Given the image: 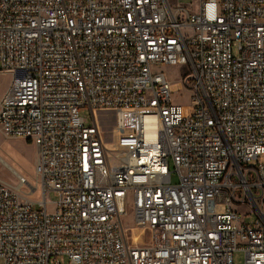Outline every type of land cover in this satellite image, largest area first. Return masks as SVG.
<instances>
[{
	"label": "built area",
	"instance_id": "1",
	"mask_svg": "<svg viewBox=\"0 0 264 264\" xmlns=\"http://www.w3.org/2000/svg\"><path fill=\"white\" fill-rule=\"evenodd\" d=\"M190 1L0 0L4 264H264V0Z\"/></svg>",
	"mask_w": 264,
	"mask_h": 264
},
{
	"label": "rangeland",
	"instance_id": "2",
	"mask_svg": "<svg viewBox=\"0 0 264 264\" xmlns=\"http://www.w3.org/2000/svg\"><path fill=\"white\" fill-rule=\"evenodd\" d=\"M185 6H191L190 0H179ZM165 71L167 77L173 86L174 100L182 105L189 104L190 93L184 90L181 82V75L187 71V67L184 66H166ZM14 80V75L9 73L0 72V99L3 97L5 92L9 89L10 85ZM82 116L85 118L87 123H92L91 113L88 109L81 111ZM101 119H103L101 117ZM110 128V127H109ZM106 130L109 131L110 129ZM36 144L33 141L21 138L7 137L3 133L0 127V180L11 185L16 186L18 184V173L24 175L29 182L33 183L36 180ZM172 180L177 183L179 176L176 172L173 173ZM48 200L53 202L56 197L53 193L48 195ZM245 207L242 211H247ZM257 215L254 213L247 217L248 221L255 219ZM129 225L131 221L129 220ZM134 240H140V234L137 230L129 231V235ZM235 264H245V254L243 251H238L234 255ZM0 264H4L3 259H0Z\"/></svg>",
	"mask_w": 264,
	"mask_h": 264
},
{
	"label": "bare ground",
	"instance_id": "3",
	"mask_svg": "<svg viewBox=\"0 0 264 264\" xmlns=\"http://www.w3.org/2000/svg\"><path fill=\"white\" fill-rule=\"evenodd\" d=\"M147 121H148V126H152V116H149L148 118H147ZM148 137H149V139H153V134L152 133H149L148 134Z\"/></svg>",
	"mask_w": 264,
	"mask_h": 264
},
{
	"label": "trees",
	"instance_id": "4",
	"mask_svg": "<svg viewBox=\"0 0 264 264\" xmlns=\"http://www.w3.org/2000/svg\"><path fill=\"white\" fill-rule=\"evenodd\" d=\"M111 118H112V117H110L109 119L111 120ZM109 119L104 117V125H105L106 129L109 128V127H108V123H107V121H108ZM113 121H114V120H113V118H112V122H113ZM109 129H110V128H109Z\"/></svg>",
	"mask_w": 264,
	"mask_h": 264
},
{
	"label": "crops",
	"instance_id": "5",
	"mask_svg": "<svg viewBox=\"0 0 264 264\" xmlns=\"http://www.w3.org/2000/svg\"><path fill=\"white\" fill-rule=\"evenodd\" d=\"M1 100V99H0Z\"/></svg>",
	"mask_w": 264,
	"mask_h": 264
}]
</instances>
